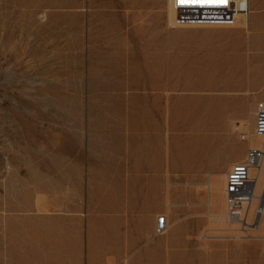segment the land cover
<instances>
[{
    "label": "rangeland",
    "instance_id": "rangeland-1",
    "mask_svg": "<svg viewBox=\"0 0 264 264\" xmlns=\"http://www.w3.org/2000/svg\"><path fill=\"white\" fill-rule=\"evenodd\" d=\"M170 1L0 0V264H71V222L114 131L161 120L169 148L195 134L176 126L195 97L229 110L264 94V0L232 27L176 25ZM252 131L217 133L246 146L234 164L259 143ZM213 222L209 237L235 229L225 214ZM250 252L264 264V251Z\"/></svg>",
    "mask_w": 264,
    "mask_h": 264
},
{
    "label": "crops",
    "instance_id": "crops-1",
    "mask_svg": "<svg viewBox=\"0 0 264 264\" xmlns=\"http://www.w3.org/2000/svg\"><path fill=\"white\" fill-rule=\"evenodd\" d=\"M249 3L256 11V0ZM256 100L264 101V94L232 100L246 107L220 110L195 97L186 123L176 109L177 129L192 126L195 134L171 138L169 148L161 120L136 119L127 137L123 129L114 131L112 151L88 171L85 215L71 222L70 263L249 264L250 251H264L261 240L233 244L206 233L225 214L224 178L246 150L233 149L217 133L233 123L254 127ZM160 216L167 231L156 236Z\"/></svg>",
    "mask_w": 264,
    "mask_h": 264
},
{
    "label": "built area",
    "instance_id": "built-area-1",
    "mask_svg": "<svg viewBox=\"0 0 264 264\" xmlns=\"http://www.w3.org/2000/svg\"><path fill=\"white\" fill-rule=\"evenodd\" d=\"M176 25L232 27L237 18L247 19L250 14L248 0H171ZM252 137L264 138V103L256 105ZM245 135L241 140H246ZM264 164V146L246 151L243 161L234 164L225 177V218L228 225L235 226L222 239L264 240L261 217L264 215V181L256 187L255 173ZM167 231L165 217L156 220L155 235ZM234 233L232 235L231 233Z\"/></svg>",
    "mask_w": 264,
    "mask_h": 264
},
{
    "label": "bare ground",
    "instance_id": "bare-ground-1",
    "mask_svg": "<svg viewBox=\"0 0 264 264\" xmlns=\"http://www.w3.org/2000/svg\"><path fill=\"white\" fill-rule=\"evenodd\" d=\"M248 5H249V0H248ZM118 6L122 7V6H125V5L123 3L119 2ZM169 11H173L171 9V6L169 8ZM170 14L174 15V18H175L174 11L172 13H170ZM240 20H241V18H237V21L234 24L237 25V22L240 21ZM252 138L254 139V141H259V143L261 142V144H259V143L255 144V145L254 144H250V148L257 149L260 146H264V142H262V141H264V138H262V137H252ZM254 175L256 177V187L260 188V186L262 185V181H264V164H262L260 170L257 171ZM262 218H264V215H262V217H261V221H260L261 225H262Z\"/></svg>",
    "mask_w": 264,
    "mask_h": 264
},
{
    "label": "snow or ice",
    "instance_id": "snow-or-ice-1",
    "mask_svg": "<svg viewBox=\"0 0 264 264\" xmlns=\"http://www.w3.org/2000/svg\"><path fill=\"white\" fill-rule=\"evenodd\" d=\"M221 2L226 4L227 3V0H221Z\"/></svg>",
    "mask_w": 264,
    "mask_h": 264
}]
</instances>
